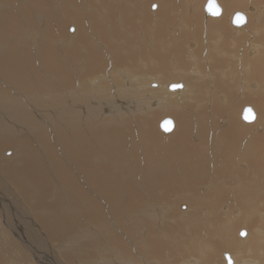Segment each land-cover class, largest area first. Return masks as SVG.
<instances>
[{
	"label": "bare ground",
	"instance_id": "6f19581e",
	"mask_svg": "<svg viewBox=\"0 0 264 264\" xmlns=\"http://www.w3.org/2000/svg\"><path fill=\"white\" fill-rule=\"evenodd\" d=\"M82 1L96 6L94 0ZM96 1L95 14L86 11L91 5L79 1L82 14L76 0H0L8 4L0 6V154L6 145L14 151L10 163L0 159V205L10 210L0 207V264H50L52 244L68 234L75 241L85 237L80 241L87 251L81 264H90L95 257L99 237L121 259L136 264L131 249L107 225L104 212L109 204L115 212L136 214V221L132 220L137 224L142 218L138 212H170L169 225L181 236L178 251L192 256L196 264H223L214 256L238 245L251 258L264 261V230L257 226L264 223V134L252 133L253 125L246 126L250 123L239 124L238 110L229 108L233 97L239 104L256 99L245 95V88L259 91L257 121L264 120V0H216L224 15L204 21L201 13L207 0L201 13V5L197 8L191 0ZM151 1L157 10L143 13L148 2L150 10ZM250 4L260 19L255 22L254 15L247 13L242 25L232 27V11H246ZM67 21L75 24L72 35L65 32ZM23 27L32 33V44L39 45L42 69L35 68L28 47L20 53L15 48V38L24 36ZM247 34L250 37L244 43ZM9 35L13 37L8 40ZM190 36L193 39L188 40ZM58 49L66 59L60 58ZM228 60L240 67L235 74L226 73ZM143 70L147 74L140 75ZM245 70L247 83L239 78ZM150 72L159 76L150 77ZM173 75L183 85L180 97V92L165 90L173 86L169 81ZM122 80L137 87L125 86ZM235 80L234 88L230 82ZM73 82L80 97L67 93ZM148 82L155 83L156 90L145 88ZM142 88L148 90L149 101L154 100L149 112L156 111V117L159 111L173 116V129L163 132L165 137L156 129L158 117L144 118L146 107L141 112L128 105L129 92L139 100L137 104L145 103L138 92ZM115 91L119 92L116 99L128 102H115L116 107L111 106L105 115L114 114L119 121L99 129L95 124L103 121L102 106L94 99L108 98L109 103ZM180 101L187 104L179 106ZM189 104L194 108L185 106ZM38 112L45 114L41 120L35 116ZM136 113L140 116L131 123L129 115ZM255 122L256 115L251 123ZM53 133L64 139L62 151L69 161L65 164L52 146L58 140L49 143ZM20 135L24 139L15 142ZM180 198L188 202L182 212H192L184 215L185 220L176 214ZM70 212H80L84 220L99 226V237H89L87 229L77 230ZM242 223L247 234L237 239L235 230ZM162 226L163 222L157 230L163 232ZM147 228L128 231L127 238L133 237L137 245L134 252L156 264H162L166 254L174 257L165 233ZM66 259L69 264L75 262ZM242 264L257 263L243 260Z\"/></svg>",
	"mask_w": 264,
	"mask_h": 264
},
{
	"label": "rangeland",
	"instance_id": "374dc122",
	"mask_svg": "<svg viewBox=\"0 0 264 264\" xmlns=\"http://www.w3.org/2000/svg\"><path fill=\"white\" fill-rule=\"evenodd\" d=\"M46 2H49L50 0H45ZM79 1L80 2H82V4L84 5V4H86L85 6H88V5H91V4H87V3H85L84 1H82V0H76V2H77V4H79L78 6L80 7V11L82 12V14H83V8H82V5H81V3H79ZM112 1V0H111ZM115 1H118V2H120L121 0H115ZM124 1V0H123ZM122 1V2H123ZM157 3H158V1L157 0H155ZM155 1H151V2H153V4H152V6H150L151 8H150V10L148 9V6H149V4H150V2H148L149 4H147L145 7L147 8H145L144 7V12L143 13H147L148 11L150 12H155V10H157V6H156V2ZM192 1H195L196 3H194V6H197V8H198V6L199 5H201V6H199L200 7V9L198 8V11H199V13H201V12H203L202 10H201V7H202V2H204L205 0H191L190 2L191 3H193ZM18 2V0H14V3H17ZM113 2V1H112ZM263 3V2H262ZM96 4V6H98V2L96 1V0H94V5ZM1 5H5V6H7L8 4H6V3H0V6ZM96 6H90V7H87L86 8V11L88 10L89 12H93L94 14L96 13V11H95V7ZM153 6H155V7H153ZM221 7V6H220ZM251 7V8H250ZM91 9H94V11H92ZM223 9V8H222ZM254 8L251 6V4L250 5H248L247 6V10L246 11H243V10H234V11H232V13H236V12H241L245 17H247L248 15H247V13H249L250 14V16H252L251 14H253L254 15V17L252 16L251 18H253V20L255 21V22H257L258 21V19H260V17H258V16H261L260 14L258 15V10H253ZM53 10H54V14H55V16H56V13L57 12H55L56 10H55V7H53ZM87 11V12H88ZM146 11V12H145ZM248 11V12H247ZM252 11V13H250ZM98 12V11H97ZM148 12V14H150ZM257 12V13H256ZM116 13H117V11H116ZM145 14H144V16H145ZM203 14V15H202ZM246 14V15H245ZM257 14V16H255ZM201 15L203 16V21L204 20H206V19H219V18H221L223 15H224V11L223 10H221V13H220V15L218 16V17H211V16H207L206 15V13L205 12H203V13H201ZM119 13H118V15L116 14V16L115 17H117L116 19H117V21L119 20ZM226 16H228V13H226ZM97 17V16H96ZM256 17V18H255ZM57 18H59V17H57ZM62 20H63V16H61L60 17ZM98 18V17H97ZM150 20H151V18H149ZM65 22H66V20H65ZM68 23H67V26H66V29H65V32L67 33V35H72L73 34V32H75V30H76V27H75V24H73V21H67ZM143 22H144V24L147 22V19H143ZM231 24V23H230ZM242 25V24H241ZM231 26L232 27H236V26H233L232 24H231ZM238 27V26H237ZM69 28V29H68ZM23 29H25L24 27H23ZM24 32H23V34H24V36L23 37H16L15 38V40H16V46H15V48H17L16 50H17V52L18 53H20L21 52V50H23L24 49V47L26 46V47H28L29 48V50L33 53V61H34V65H35V68L36 69H38V68H41L40 67V65H42V64H40L39 63V59H38V56H39V54H38V50H39V45H35V44H32L33 43V40H34V38H33V35H32V33L31 32H29L28 34H27V30L25 29V30H23ZM68 33H70V34H68ZM252 34H255V32L253 31V32H251ZM8 37V40L9 39H12V35H9V36H7ZM250 37V35L249 34H247V35H245V42L244 43H246L247 42V39ZM19 38H22V42H20L19 41ZM25 38H27V39H25ZM189 39H193L192 38V36H190L189 38H188V40ZM20 42V44L18 45V43ZM243 43V44H244ZM33 49H35V51H33ZM58 51H59V49H58ZM4 52H6V51H4ZM3 52V53H4ZM229 53V52H228ZM34 54H36V58H35V55ZM59 55H60V58L61 59H66L67 57H64L63 58V56H65V55H62V52H60L59 51ZM3 56H7V52L6 53H4V55ZM65 61V60H64ZM229 62V63H228ZM228 62H225L224 63V65L225 66H230V67H228L227 69H226V73H228V74H231V73H233L234 72V74H235V71H237V69L239 70L240 69V67L238 66V65H236L235 63H233V61H229L228 60ZM42 69V68H41ZM187 72L189 71L190 72V70L189 69H187L186 70ZM246 71V70H245ZM147 71H145V70H143V71H141V73H140V75L141 74H147L146 73ZM184 72H185V70H184ZM188 72V73H189ZM138 73H139V71H138ZM157 72H150V77H152V75H154V74H156ZM157 74H159V73H157ZM155 75V76H159V75ZM247 74H248V71H246V73L245 74H243V75H241L239 78H241L242 79V81L243 82H245V83H247V82H250L249 80H247ZM123 75V76H122ZM136 75V74H135ZM119 76H122V79H123V77L125 76V73L123 72V74H121V75H119ZM136 76H138V74L136 75ZM173 77H174V75L172 76V79L171 80H169V81H171L172 82V85H178V84H180L181 85V87H177V88H175V89H173V90H170L168 87L166 88L165 87V90H167V92L169 91L170 93H176V92H180V91H182V89H183V85H182V83L180 82V81H174V79H173ZM154 78H156V77H154ZM157 79V78H156ZM186 79H188V78H186ZM158 80V79H157ZM178 80V79H177ZM123 81L124 80H122V84L123 85H125V86H128L129 85V87H131V88H133V87H137V85H136V83H134V84H132V82H130L129 84H127L128 82L126 81H124V83H123ZM159 81V80H158ZM184 81H185V79H184ZM139 83V82H138ZM235 83H237V80H235L233 83L232 82H230V85H232L233 87H234V84ZM117 84H119L120 85V83H117ZM121 84V85H122ZM127 84V85H126ZM155 84V83H154ZM154 84H151V82H148L147 83V87H145L144 85H143V87H145V88H149L148 90H156L155 89V86L156 85H154ZM169 84L171 85V83L169 82ZM168 84V85H169ZM206 84V83H205ZM202 85V84H201ZM139 86V85H138ZM149 86V87H148ZM124 87V86H123ZM125 88V87H124ZM235 88V87H234ZM88 89H89V87H88ZM143 89V88H142ZM148 90H145L144 91V89L141 91V90H138V92L141 94L140 96H142L141 98H142V100L144 99L145 100V103H146V100H147V104H145V103H142L141 105L140 104H137L138 103V101L139 100H137V101H135L136 99L134 98V97H132L131 95H133V96H135L133 93H130L129 92V97H131L130 99H129V103H128V105L130 104V106H134V108L135 109H138V108H140L139 110L142 112V110L141 109H143L144 107H146V108H144L146 111H145V113H144V115H142L144 118H150L151 119V117L150 116H152V115H154L155 116V118H157L158 117V120H157V124H156V129H157V131H158V133L159 134H161V135H163V137H165L166 135H165V133H163V131H161L160 130V128H159V123L163 120V119H165V118H169V119H171V120H173V122H174V119H173V116H171V115H169V114H167V116H166V113H164V111H159L158 112V115H157V117H156V115L154 114V112H156V111H150L149 112V109H152V108H154V106L153 107H151L152 106V103L154 102V100L153 101H149V99L150 98H148L147 96H148V94H147V92H148ZM180 90V91H179ZM78 91V92H77ZM79 91H80V89H79V87H78V85H77V83L76 82H73V89L70 91V92H67L68 94H72V95H75V96H77V97H80L81 95L79 94ZM110 92H112V91H110ZM109 92V93H110ZM114 93H116V94H114ZM119 92H117V91H115V92H113V93H110L111 94V96H110V98H112V99H110L109 98V103H108V98H104L105 100H106V102H105V100L103 99V97H101V99H99V98H97L96 100L94 99V101H95V103H97L98 104V106L100 105V107H101V109L99 110V112H100V114H101V116H99L100 118H102V122L100 123V124H95L96 126H100L101 128H99V129H103L104 127H111L113 124H115V122H118L119 120H117V118L114 116V114L113 115H108V118H107V115H105V113L107 112V110H109L110 108H111V106H114V107H116V105H114L115 104V102H118L119 104H122L121 102H128V99H124V100H122L121 101V99L120 98H117L116 99V97H119V94H118ZM181 94L179 95V97L182 95V92H180ZM143 94V95H142ZM244 94L245 95H247V96H250L252 99L253 98H256V99H254V100H252L251 102H249V103H236L237 102V99H235V97H233V99L229 102V104H231V105H229V108L230 109H233L234 108V110H238L237 111V118H238V122H239V124H241V125H246L247 123H245V122H243L242 121V119H241V112H242V109L244 108V107H246V106H249L253 111H254V113H255V115H256V122L254 123V124H252V123H250V124H247L246 126H248V125H253V129L252 128H250V131L252 132V133H258V134H264V120H261V121H257V114H258V111H257V106H259L260 104H258L257 105V103H255L256 101H257V96H260V95H262L259 91H255V92H251L250 90H249V88H245L244 89ZM58 95V94H57ZM116 95V96H115ZM147 95V96H146ZM44 96H45V94H44ZM59 96V95H58ZM45 97H47V98H51V96H45ZM136 97V96H135ZM47 98H46V100H47ZM183 98V97H182ZM181 98V99H182ZM104 101H103V100ZM114 99V100H113ZM116 99V100H115ZM132 99V100H131ZM45 100V101H46ZM141 100V99H140ZM141 100V101H142ZM151 100V99H150ZM180 100V99H179ZM234 100V101H233ZM241 100H243L244 101V99H241ZM52 101V100H51ZM70 101V100H69ZM69 101H67V102H69ZM113 101H114V103H113ZM148 101H149V103H148ZM59 102H64V99H62V100H59ZM80 101H77V103H79ZM102 102V103H101ZM186 102V101H185ZM184 101H180L179 102V106H181L182 104H187V103H185ZM76 103V104H77ZM79 104H81V103H79ZM83 104V103H82ZM110 104V105H109ZM149 104V105H148ZM50 105H51V103H50ZM124 105V104H123ZM137 105V106H136ZM178 105H176V107H178ZM256 105V106H255ZM127 106V105H126ZM139 106V107H138ZM143 106V107H142ZM186 107H189V106H191L190 104L189 105H185ZM193 106V107H192ZM191 107H190V109H193L194 108V105H192ZM56 107V106H55ZM160 107V106H159ZM72 109V108H71ZM115 109V108H114ZM148 109V110H147ZM239 110H240V112H239ZM103 111V112H102ZM39 114H35V116H36V118H37V120H41L42 119V117H44L45 116V114H43V113H40V112H38ZM163 113V114H162ZM257 113V114H256ZM103 114V115H102ZM136 115V116H135ZM169 115V116H168ZM49 116H50V114H49ZM53 116H55L54 114H53ZM53 116H52V118H53ZM140 116V114L138 113H136V114H131V116L129 115V121L131 122V123H133V122H135L136 120V117H139ZM105 117V118H104ZM7 118V117H6ZM87 118V121H91V118L89 117V116H87L86 117ZM7 119H9V118H7ZM116 119V120H115ZM10 120V119H9ZM111 120H112V122H111ZM134 120V121H133ZM51 121V120H50ZM62 121V120H61ZM104 121H105V123H104ZM109 121V122H108ZM133 121V122H132ZM7 122V121H6ZM10 122H13V124L15 123V122H17L16 120H13V121H11L10 120ZM8 123V125H10L11 123ZM129 122V125L131 124ZM12 124V125H13ZM106 125V126H105ZM114 126V125H113ZM256 126V127H255ZM260 127V128H259ZM260 132V133H259ZM18 133V132H17ZM53 135V137H51ZM52 135H50V139H48L49 140V143H50V140H51V143H53V142H55V141H57V142H55V143H53L52 144V146L53 147H55V149L57 150V151H59L58 153H57V155L59 156V159H60V161L63 163L64 162V164L65 163H67V162H69L68 161V158L66 157L67 155H63V151H62V144H61V142L64 140H62V138H60L58 135H54V133L52 134ZM165 135V136H164ZM21 137V135L19 136V138ZM25 137V136H24ZM33 137V136H32ZM26 139H28L29 140V138L30 137H28V136H26L25 137ZM52 138V139H51ZM60 138V139H59ZM24 138L23 137H21L19 140H16L15 142H19V141H22ZM57 139V140H56ZM55 140V141H54ZM33 144V143H32ZM55 144V145H54ZM57 146V147H56ZM6 148H5V150L0 154V159L2 160V162L3 163H7V162H9L10 161V159L12 160V158H13V153L11 152V151H13V147H11V146H8V145H6L5 146ZM8 149V150H7ZM14 152V151H13ZM62 152V153H61ZM62 155V156H61ZM65 156V157H64ZM63 157H64V159H63ZM9 158V159H8ZM261 158L264 160V148H263V150H262V154H261ZM63 159V160H62ZM222 162V161H221ZM220 162V163H221ZM10 163V162H9ZM5 167V166H4ZM3 167V168H4ZM123 174H126V172L125 173H123ZM56 185V184H55ZM197 186V185H196ZM178 188H181V187H178ZM4 194V193H3ZM5 195V194H4ZM6 196V198L8 197L7 195H5ZM7 199H9V198H7ZM18 202H20V199L19 198H15ZM185 200V198H180V199H178V201H177V203H178V205H179V203L181 204V206H180V208H179V210L181 211V212H179V210H178V212H176V214H181V215H189L190 213H192V212H190L189 214H187L188 212H182V211H185L187 208H188V205H185V204H188V202L186 201V203L185 202H183ZM10 201V200H9ZM104 203H105V201H104ZM4 203H2L1 205H0V207L2 208V210L4 211V212H10V210H8V208H6V210H5V205H3ZM105 207H108L109 209H111L110 211H109V209L106 211V212H104V210H103V212H104V214L105 215H107V216H105L104 215V217H105V220H106V222H107V225L109 226V229H110V226H113V228H111V229H114V231L117 233V235H118V238H120L122 241H124L125 243H126V246L128 247V249L130 248L131 249V251H132V254H133V256H134V258H135V262H136V264H156L155 262H153V261H147L144 257H140L141 255L139 254L138 255V253H136V252H134L136 249V247H137V245H135L134 246V244L132 243V239H133V237H130L129 236V238H127L128 237V235H129V232L128 231H132V229H134L133 231H138V232H141L142 231V228L144 227V228H146V227H151L152 228V230H156V231H158V232H160L161 234L164 232L165 233V240H166V244L169 246V248H170V251L169 252H175L176 254H173V256L174 257H169L167 254H166V257L164 258V262L162 263V264H196V260H193V257L191 256H185L183 253L181 254V255H183V256H181L180 255V253H179V251H178V248H177V245H176V242H178L180 239H179V237L181 238V236L173 229V227H170V223H169V220H167V218H169V215H170V212H138V216L140 215V216H142V218L140 217L138 220H137V222H138V224L136 223V222H134V221H136L135 220V217H136V214H129V212L128 213H124V212H115L114 211V209H112L111 207H110V204H109V206L108 205H106ZM112 211V212H111ZM165 213V214H164ZM167 213V214H166ZM174 213L175 212H173V215H174ZM1 216L3 217L4 216V213L3 212H1ZM69 215H70V217H72V222H74L75 223V227L77 228V230H79V228L81 229V231L82 230H84V229H87V230H85L86 232H88L89 231V237H92V238H97V237H99V235H100V229L98 228L99 226H96L95 224H92L89 220L87 221V220H84L85 218L82 216V214L80 215V212H70V213H68ZM111 214V215H110ZM127 214V215H126ZM146 214V215H145ZM169 214V215H168ZM111 216V217H109V216ZM230 215H233V216H235V213H232L231 212V214ZM74 217V218H73ZM75 217H77V219L75 218ZM109 217V218H108ZM119 218V219H112V218ZM166 217V218H165ZM84 218V219H83ZM145 218V219H144ZM76 219V220H75ZM131 219V220H130ZM134 221H133V220ZM79 220V221H78ZM84 220V221H83ZM110 222H109V221ZM113 220H115V221H113ZM144 220V221H143ZM183 220H185V216H184V218H183ZM87 221V223H85ZM128 221H130V222H128ZM133 221V222H132ZM77 222H79L78 224H77ZM115 222L118 224H115ZM118 222H121V223H124L123 225H119V223ZM148 222V226L146 225V223ZM163 222V226L161 227L162 228V230H163V232H161L160 230H157L158 228V226L159 225H161V223ZM89 223V224H88ZM114 223V224H113ZM141 223L144 225H141ZM145 223V224H144ZM90 224H92V225H90ZM112 224V225H111ZM126 224H130V227H129V225H128V228H126L125 226H126ZM132 224V225H131ZM140 224V225H139ZM183 225H185L186 224V221L185 222H183L182 223ZM260 224V225H259ZM125 225V226H124ZM139 225V226H138ZM120 226V227H119ZM125 228H124V227ZM257 226L258 227H261L263 230H264V223L263 222H260V223H258L257 224ZM119 228H124V230L123 229H119ZM141 228V229H140ZM147 228V229H148ZM169 228V229H168ZM125 229H127V231L125 230ZM136 229H138V230H136ZM242 229V230H241ZM170 230V231H169ZM132 231V232H133ZM172 231V232H171ZM238 231H239V234H238ZM84 232V231H83ZM113 232V231H112ZM126 232V233H125ZM128 232V233H127ZM244 233V235H240L241 233ZM38 234H39V232H38ZM95 235V237H94V235ZM235 234H236V237H237V239H242V238H244V236H246L245 234H247V228H246V226L242 223L236 230H235ZM40 235V234H39ZM93 235V236H92ZM41 236V235H40ZM63 236H65V237H67L66 239H62L61 241H59L58 243L56 242V241H54L56 244H52L53 245V248H51V252H48L49 253V255H48V257H50L51 258V262H50V264L52 263V264H69L70 263V261L69 262H67V259L66 258H70V260H71V262L72 261H75V262H73V264H77V263H79V264H81V262L83 261V258H82V254H85L87 251H85L84 249H82L83 248V246L82 245H80L81 243H80V241L82 242L83 240H85L84 238V236L83 235H81L82 237H84V238H82V237H80V239L78 240H76L75 241V238L74 239H72V234H68L67 236L66 235H63ZM116 236V235H115ZM179 236V237H178ZM64 237V238H65ZM88 237V236H87ZM88 237V238H89ZM44 238H46V237H44L43 236V239ZM87 238V239H88ZM135 238V237H134ZM73 240V241H72ZM99 240L101 241V242H97L98 244H96V246L94 247V250H95V257H93V259H91L89 262H90V264H130V263H128L127 261H125V260H123V259H121L118 255H116L115 253H113L111 250H110V248H108V246H107V244H106V242L102 239V237H99ZM77 241H79V242H77ZM103 241V242H102ZM173 241V242H172ZM72 242V243H71ZM94 242V241H93ZM85 243V242H84ZM238 243V242H237ZM66 244V245H65ZM68 244H70V245H68ZM131 244V245H130ZM50 245V244H49ZM58 245V246H57ZM60 245H62V246H60ZM63 245H64V248H63ZM72 245V246H71ZM81 249H80V248ZM99 248H101V250L102 251H99ZM176 248V249H175ZM53 249V250H52ZM59 249H61V251L59 250ZM65 249H67L68 251L67 252H64V251H62V250H65ZM104 249H106V250H104ZM58 250V251H57ZM99 251V252H98ZM70 253V255H69V253ZM76 254H75V253ZM80 253H81V255H80ZM136 253V254H135ZM67 254L69 255V256H67ZM102 254V255H101ZM77 255V256H76ZM177 255V256H176ZM63 256L65 257V258H63ZM73 256V257H72ZM251 256V254L250 253H248L247 252V250L246 249H243V246H241V245H238V246H235V247H233L231 250H221V251H219L215 256H214V259H220V262L221 263H223V264H234V262L236 261L238 264H242L243 263V260H247V261H254V262H256L257 264H264V261L263 260H259V259H257V257L255 256V257H250ZM60 257V258H59ZM227 257L229 258V260H230V263H228V260H227ZM53 258V259H52ZM61 258H62V260H61ZM75 258V259H74ZM80 258V259H79ZM175 258V259H174ZM185 258V259H184ZM186 258H188V259H186ZM64 259V260H63ZM120 259V260H119ZM214 259H213V261H214ZM53 260V261H52ZM146 260V261H145ZM50 261V260H49ZM64 261V262H63ZM166 261V262H165ZM87 264H89V263H87Z\"/></svg>",
	"mask_w": 264,
	"mask_h": 264
},
{
	"label": "water",
	"instance_id": "95a60500",
	"mask_svg": "<svg viewBox=\"0 0 264 264\" xmlns=\"http://www.w3.org/2000/svg\"><path fill=\"white\" fill-rule=\"evenodd\" d=\"M204 11L208 16H212V17H217L220 15L221 13V8L219 7V5L217 4L216 0H207L205 5H204ZM245 21V17L242 13H234L232 16V24L234 26H239L241 25L243 22ZM175 87H179L178 85H173L170 86V89H173ZM251 109L249 106H246L242 109L241 112V119L243 122L246 123H251L255 120V113L254 111L251 109V112H249L248 110ZM159 128L161 131L168 133L173 129V122L171 119L169 118H165L163 119L160 123H159ZM241 235H243V232L241 233ZM228 263H230L229 258L227 257Z\"/></svg>",
	"mask_w": 264,
	"mask_h": 264
},
{
	"label": "snow or ice",
	"instance_id": "6c2138e0",
	"mask_svg": "<svg viewBox=\"0 0 264 264\" xmlns=\"http://www.w3.org/2000/svg\"><path fill=\"white\" fill-rule=\"evenodd\" d=\"M248 111L251 112V109H249Z\"/></svg>",
	"mask_w": 264,
	"mask_h": 264
}]
</instances>
